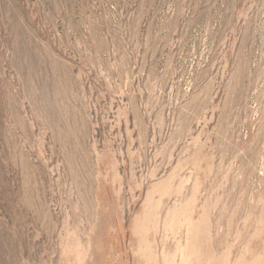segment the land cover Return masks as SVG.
<instances>
[{
    "label": "rangeland",
    "instance_id": "rangeland-1",
    "mask_svg": "<svg viewBox=\"0 0 264 264\" xmlns=\"http://www.w3.org/2000/svg\"><path fill=\"white\" fill-rule=\"evenodd\" d=\"M0 264H264V0H0Z\"/></svg>",
    "mask_w": 264,
    "mask_h": 264
}]
</instances>
